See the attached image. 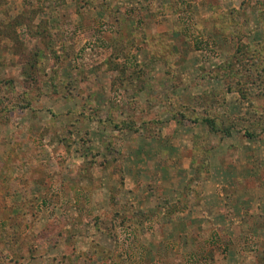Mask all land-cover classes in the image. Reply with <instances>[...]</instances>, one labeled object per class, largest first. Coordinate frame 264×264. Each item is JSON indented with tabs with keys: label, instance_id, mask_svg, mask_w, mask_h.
<instances>
[{
	"label": "rangeland",
	"instance_id": "374dc122",
	"mask_svg": "<svg viewBox=\"0 0 264 264\" xmlns=\"http://www.w3.org/2000/svg\"><path fill=\"white\" fill-rule=\"evenodd\" d=\"M0 90V264H264V0H0Z\"/></svg>",
	"mask_w": 264,
	"mask_h": 264
},
{
	"label": "trees",
	"instance_id": "16d2710c",
	"mask_svg": "<svg viewBox=\"0 0 264 264\" xmlns=\"http://www.w3.org/2000/svg\"><path fill=\"white\" fill-rule=\"evenodd\" d=\"M75 1V4H76V6H77V8H78V12L79 13H82V11H83V9H85L86 7H91L92 6V4H93V2H94V0H74ZM245 49V48H244ZM249 47L248 48H246V52H242V50L239 48V52H241V53H243V54H245V56H247V58L248 59H251V58H253V59H255V60H263L260 56H257L254 52H256V51H254L253 52V50L254 49H249ZM249 51V52H248ZM249 56V57H248ZM226 70L225 71H223V72H233V69L231 68V64L229 65V66H227L226 68H225ZM217 75H218V77H223V76H226L225 74H222V72H220V73H217ZM232 86H229L228 88L230 89ZM240 90H241V92L243 93V95H244V90H243V88H240ZM1 97H3V93H2V91L0 90V98ZM4 98V97H3ZM251 110V109H250ZM89 114H90V112H89ZM218 113H216V115H217ZM90 117H92L91 115H90ZM241 119V118H240ZM243 119V118H242ZM203 121L202 122H204L206 125H208L209 126V129H210V131H212V132H218L219 130H223L224 131V133H226V134H231V130L235 127V125H232V124H219V122H218V120H219V118H218V116H213V115H208V116H205V117H203V119H202ZM245 122H247L248 121V124H249V127H246V131H247V134H248V136H250V137H253L254 135H255V132L254 131H250V129H251V127L253 126V125H256V123H255V119H250V117H246V118H244L243 119ZM133 123L131 122V121H124L123 122V125H120L119 123H117V124H115V127L116 128H118V129H123V128H127V127H129V128H132V129H135L134 128V125L133 126H131ZM131 126V127H130ZM18 161H19V159H16V161L15 162H17L18 163ZM30 164L32 165V171L31 172H29L28 173V175H31V177L30 176H28L27 177V181H29V183H34V182H36V181H38L39 182V180L41 181V175L39 174V171H40V167H39V163L38 162H36V161H30ZM32 190V186H31V188L29 189V188H23V192H24V195L25 196H27V197H25V199L27 198L28 199V197H29V192ZM32 200V199H31ZM173 207V206H172ZM124 223V221H118V223H115V225H112V228H110L109 229V234H111V235H114V236H117L116 234H115V230L117 229L116 227L117 226H121L122 224ZM116 228V229H115ZM114 231V232H113Z\"/></svg>",
	"mask_w": 264,
	"mask_h": 264
}]
</instances>
